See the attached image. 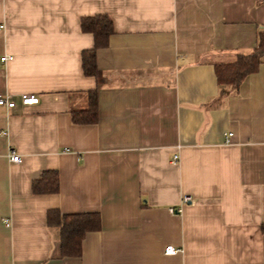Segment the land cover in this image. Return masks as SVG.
I'll use <instances>...</instances> for the list:
<instances>
[{
	"label": "crops",
	"instance_id": "0c3cea01",
	"mask_svg": "<svg viewBox=\"0 0 264 264\" xmlns=\"http://www.w3.org/2000/svg\"><path fill=\"white\" fill-rule=\"evenodd\" d=\"M97 15L115 32L94 77ZM263 29L264 0H0V264H264V61L237 91L216 72ZM95 89L98 121L76 123ZM47 170L59 190L33 192ZM57 208L100 214L79 256Z\"/></svg>",
	"mask_w": 264,
	"mask_h": 264
},
{
	"label": "trees",
	"instance_id": "16d2710c",
	"mask_svg": "<svg viewBox=\"0 0 264 264\" xmlns=\"http://www.w3.org/2000/svg\"><path fill=\"white\" fill-rule=\"evenodd\" d=\"M84 31L94 34V48L84 50L83 67L87 75L98 76V63L96 54L99 48L108 47L110 36L115 32L113 20L107 15H97L94 17H82L81 22ZM258 45L250 53H240L235 61L217 63L216 72L223 93L237 91L241 83L250 74L258 70L264 61V29L259 34ZM90 93L89 107L75 110L72 119L76 123H96L98 121V90ZM58 171H44L40 179L34 181L33 192L56 193L60 186ZM47 221L50 226H58L61 235V249L64 256H79L82 254V243L89 231L101 229L102 219L99 213H71L65 214L60 209H51L47 213ZM264 230V225H263Z\"/></svg>",
	"mask_w": 264,
	"mask_h": 264
},
{
	"label": "built area",
	"instance_id": "2783aa9c",
	"mask_svg": "<svg viewBox=\"0 0 264 264\" xmlns=\"http://www.w3.org/2000/svg\"><path fill=\"white\" fill-rule=\"evenodd\" d=\"M10 57L11 56H9V57L5 56L2 58V61L9 60ZM39 100H40V97L36 93L25 92L24 94L21 95L22 105L38 104ZM0 105L11 108V107H14L16 105V101L11 97V95L9 96V95L0 94ZM233 135H234V132H232V131L228 132V134L226 135V141L229 142ZM21 158L22 157H21L20 153L16 152L15 150L12 151L11 157H10L11 162L12 161L13 162H20ZM178 158H179V155L174 154L172 160L177 161V160H179ZM183 200H184V202H187V201L192 200V197L186 195ZM181 251H183V248L177 247L174 244L173 245H167V247L165 249V253L168 255H174L175 253H178Z\"/></svg>",
	"mask_w": 264,
	"mask_h": 264
}]
</instances>
